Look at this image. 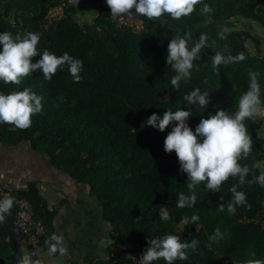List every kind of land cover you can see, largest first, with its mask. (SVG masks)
Segmentation results:
<instances>
[{
	"label": "trees",
	"instance_id": "obj_1",
	"mask_svg": "<svg viewBox=\"0 0 264 264\" xmlns=\"http://www.w3.org/2000/svg\"><path fill=\"white\" fill-rule=\"evenodd\" d=\"M23 1L28 4L25 11L16 4L19 0H0V31L13 35L38 32L39 51L46 49L57 56L68 52L82 60V79L73 81L65 67L51 79L37 71L18 84L0 81L4 93L27 87L43 98L42 110L31 117L28 128L0 124V144L28 145L51 166L88 185L91 196L103 208L115 246H134L143 252L148 238L171 233L182 240L199 241L195 251L186 250L187 259H177L174 264H231L232 258H264V187L254 179L264 171V120H245L253 141L249 154L238 161L250 169L238 190L246 193L247 204L237 206L234 214L228 213L227 203L232 196L229 189L238 178L231 176L218 192L205 189L201 182L194 189L197 200L193 207H177L179 192H187V176L180 171L175 152L164 151L170 128L161 132L145 125L152 113L159 115L168 108H191L187 122L193 130L202 115L207 118L217 108L234 111L249 83V71L260 74L264 99V39L255 29H264V0H198L193 12L179 19L167 14L160 18L135 16L146 26L142 33L118 26L105 0H79L77 7L70 6L68 0ZM60 2L66 4L65 16L54 27H46L47 9ZM204 3L211 9L207 14L201 12ZM84 12L90 13V20L77 19ZM212 24L234 26L224 39L207 34V46L201 50V59L194 61L190 79L173 89L170 79L174 71L165 59L169 40L177 33L183 36L189 32L191 46L206 33L202 28ZM221 49L232 55L243 52L246 58L214 70L210 57ZM195 87L209 93L207 109L184 100ZM5 189L14 197V204L0 223V264H19L26 259L21 249L24 235L14 223L21 200L29 202L34 221L45 228L31 255L33 262H38V249L47 250L44 242L55 232L57 212L50 209L34 184L24 191ZM159 206L168 208V221L159 220ZM193 213L199 220L191 221ZM183 217L189 218L187 223H181ZM245 217L250 223L240 221ZM217 227L227 236L209 249L208 236ZM90 264L133 263L108 258ZM153 264L166 262L160 259Z\"/></svg>",
	"mask_w": 264,
	"mask_h": 264
},
{
	"label": "clouds",
	"instance_id": "obj_2",
	"mask_svg": "<svg viewBox=\"0 0 264 264\" xmlns=\"http://www.w3.org/2000/svg\"><path fill=\"white\" fill-rule=\"evenodd\" d=\"M198 0H105L110 8V15L113 17L129 18L144 16L147 18H160L168 16L179 19L187 16L194 10ZM79 0H68L70 6L77 7ZM134 9L133 11H130ZM210 6L204 3L201 8L202 14L210 12ZM94 14V13H93ZM82 20L83 17H77ZM218 36L225 38L228 31L225 26H218ZM191 34L185 32L173 35L167 44L166 63L174 71L170 84L173 89L179 88L181 81L190 79L194 61L201 59V50L207 46V33H201L196 42L189 46ZM40 41V34L35 31H25L23 34L13 35L9 31H0V81L4 83L18 84L22 78L37 71L43 74L44 79H51L58 69L61 71L67 68L72 80L79 82L82 79L83 62L81 59L64 52L57 56L48 50L39 51L37 45ZM34 57H39L33 61ZM243 52L232 55L225 53L223 49L217 50L211 55L212 67L215 70L219 65H227L245 59ZM259 73L249 71V83L238 100L234 111L217 108L215 113H209L207 118L203 115L193 130L187 120L192 114L191 108H168L162 114L152 113L146 119L145 125H150L161 132L170 128L164 138L163 148L165 153L175 152L179 162L180 171L187 176V192L181 191L178 194L176 206L179 208H192L196 203L197 195L195 187L205 182L204 188L211 191H219L221 184L238 178V183L232 184L229 191L232 196L227 203V211L234 214L237 206L246 205V193L238 190V184L245 182V177L250 169L247 164L241 165L238 161L243 155L246 157L252 148L253 138L245 123L246 119L264 120V99L262 88L259 82ZM42 96L24 88L19 91L4 93L0 91V124L8 123L19 129L28 128L31 117L42 110ZM184 100L189 105H197L207 109L210 102V95L199 87L193 88L184 95ZM0 175V180H3ZM255 181L264 187V171L256 176ZM252 181L249 180V183ZM14 197L8 193L0 196V223H3L6 216L12 209ZM220 205V210H224ZM159 220L168 221L170 213L166 206H159ZM188 217H183L181 223H187ZM191 221L199 220L195 213ZM227 234L219 227L208 236V247L211 249L215 243L225 239ZM148 247L137 260L138 264H153L163 259L166 264H174L177 259H187L188 249L195 251L199 241L195 238L182 240L176 234L167 233L163 236L148 238ZM48 255L57 252L63 254L66 251L65 237L62 233H52L45 240ZM251 256H255L252 253ZM19 264H38L28 259H22ZM231 264H264V258H232Z\"/></svg>",
	"mask_w": 264,
	"mask_h": 264
},
{
	"label": "crops",
	"instance_id": "obj_3",
	"mask_svg": "<svg viewBox=\"0 0 264 264\" xmlns=\"http://www.w3.org/2000/svg\"><path fill=\"white\" fill-rule=\"evenodd\" d=\"M218 26L212 24L205 28ZM0 175L4 177L1 185L10 190L24 191L34 184L50 209L57 212L55 233L64 235L66 251L50 256L47 250L38 249L39 261L43 264H90L92 260L108 259L115 246L110 239V226L88 185L77 183L69 174L57 170L25 144H0ZM21 249L26 259L33 262L27 242L22 241Z\"/></svg>",
	"mask_w": 264,
	"mask_h": 264
},
{
	"label": "built area",
	"instance_id": "obj_4",
	"mask_svg": "<svg viewBox=\"0 0 264 264\" xmlns=\"http://www.w3.org/2000/svg\"><path fill=\"white\" fill-rule=\"evenodd\" d=\"M65 11V2H60L59 4L49 7L45 13V19L47 22L46 27H54V25L65 16ZM113 18L118 26L129 28L133 32L142 33L146 31L144 22L138 17L129 18L124 16ZM4 193L10 194L0 183V196H2ZM18 205L19 209L15 216L14 223L24 235L25 242H27L30 246V255H34V250L38 247L40 239L45 234V228L41 223L34 221L33 210L28 201L21 200L18 202ZM257 218H260V216ZM257 218L255 219L256 223L259 222ZM240 221L242 223H250L251 219L245 217ZM142 254L143 252L134 246L125 247L117 245L112 248L108 258H112L114 260L121 258L125 259L126 261H131L133 264H138L137 260H139ZM38 264L43 263L38 261Z\"/></svg>",
	"mask_w": 264,
	"mask_h": 264
},
{
	"label": "rangeland",
	"instance_id": "obj_5",
	"mask_svg": "<svg viewBox=\"0 0 264 264\" xmlns=\"http://www.w3.org/2000/svg\"><path fill=\"white\" fill-rule=\"evenodd\" d=\"M16 4L18 5V7L22 10V11H25L26 10V8L28 9V4H26V3H24V1L23 0H19V2H16ZM36 11V9H32V11L31 12H35ZM81 17V16H80ZM82 17H84V18H87V19H91V17H90V13L89 12H87V13H84V15L82 16ZM233 24H221V25H219V26H225V27H227V29H230V28H233V26H232ZM206 27V26H205ZM205 27H203L202 28V30L203 29H206V31L205 30H203V31H205L208 35H215V34H217L218 33V31H219V27H214V28H205ZM255 29H256V33H257V35H258V37H260L261 39H264V29H262V28H260V27H257V26H255ZM262 134H264V133H262ZM39 261V260H38Z\"/></svg>",
	"mask_w": 264,
	"mask_h": 264
}]
</instances>
